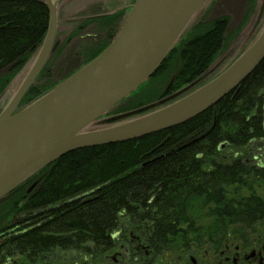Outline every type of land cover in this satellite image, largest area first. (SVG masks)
<instances>
[{
    "label": "trees",
    "instance_id": "16d2710c",
    "mask_svg": "<svg viewBox=\"0 0 264 264\" xmlns=\"http://www.w3.org/2000/svg\"><path fill=\"white\" fill-rule=\"evenodd\" d=\"M114 16L110 15L106 24L119 29ZM49 21V9L43 0H0V93L42 44ZM228 22V17H221L196 24L170 50L152 76L116 105L114 112L147 105L203 75L226 44ZM172 74H175L173 84L165 90ZM57 83L46 89L33 84L20 105L31 103ZM263 139L264 59L238 88L183 124L141 138L76 149L53 161L50 183L60 184L61 188L53 186L43 199H55L65 192L63 187L68 183L102 186L92 203L66 206V211H58L42 227L24 234L18 245L32 250L48 248L57 241L55 230L101 240L106 231L116 226L117 211L123 207L131 216L142 214L141 205L143 214L164 216L160 222L164 229L187 223L185 217L200 213L202 201L211 198L222 201L214 209L207 207L211 214H264L263 190L259 192V186L264 189V174L252 171L258 165L247 161ZM223 142L225 147H221ZM169 150L175 151L159 161H151L154 154ZM203 151L211 153L205 158L218 171L201 170L208 165L197 156ZM216 154L221 161L216 162L219 156ZM150 199L155 202L149 203ZM234 200L241 203L234 204L231 202ZM167 216L175 217L173 224ZM219 223V220L212 222Z\"/></svg>",
    "mask_w": 264,
    "mask_h": 264
},
{
    "label": "water",
    "instance_id": "95a60500",
    "mask_svg": "<svg viewBox=\"0 0 264 264\" xmlns=\"http://www.w3.org/2000/svg\"><path fill=\"white\" fill-rule=\"evenodd\" d=\"M43 1L50 13L48 31L29 69L28 61L16 76L26 70L0 113V203L33 173L73 150L141 138L191 120L238 88L264 59L263 25L237 59L215 77L203 81L212 70L208 69L170 95L102 118L152 76L193 26L192 19L206 1L134 0L106 49L21 106L51 54L60 24V0Z\"/></svg>",
    "mask_w": 264,
    "mask_h": 264
},
{
    "label": "flooded vegetation",
    "instance_id": "af4514ba",
    "mask_svg": "<svg viewBox=\"0 0 264 264\" xmlns=\"http://www.w3.org/2000/svg\"><path fill=\"white\" fill-rule=\"evenodd\" d=\"M217 2L218 0H213L210 7L214 6ZM132 5L133 3L130 5L129 10H131ZM262 5L258 7L255 15L252 14V18L255 19V26L241 47L235 53L230 52L225 56L224 60H227L225 69L245 50L247 47L246 43L252 36L253 31L258 26L264 25V4ZM224 9L227 10L226 7ZM209 11L211 10L209 9ZM208 13L207 11L205 15V10L202 11L194 19L193 26L183 37L196 24L209 22L206 20L210 15ZM110 15H115L113 20L120 24L119 29L115 26L106 25ZM128 15L124 13V10L118 9L113 14L94 12L86 15V17H78L79 19H76L74 22L77 23L83 20L84 17L86 20H91L98 16L104 23V27L92 25L93 27L90 28L95 33H89L88 35L84 33L79 34V32H84L83 28L78 29L76 27V34L71 29L67 33V37L71 38L74 36L77 38L78 43L76 44L78 45L75 46L73 55L70 58L65 53L68 52L69 45L61 47L60 42L55 39L51 54L46 62L47 67L44 66L42 72L50 75L56 73L60 75V81L64 80L96 57L95 55L100 49L97 46V37L100 34H103L107 40H110L108 44L113 41L124 25ZM220 16L230 17V21H234V15L228 11ZM245 17L246 15H244ZM244 18L240 19L238 25L243 22ZM231 22L228 23L227 30ZM59 27L61 26H58L57 33L61 31ZM224 48L218 55V58L223 54ZM64 57L66 59H63ZM61 60L64 66L56 69L55 63ZM66 60L71 62L73 60H81V63L79 67L72 70L66 65L70 63L66 62ZM214 67L215 64L209 70L214 69ZM4 107L0 110V113ZM114 110L115 108L102 118L116 114ZM224 144L226 145V143ZM224 144L222 143L221 147H225ZM174 151L169 150L154 154L151 161H159L167 155L174 153ZM207 154L211 153L204 151L197 153L202 162H207L206 164L209 165L202 167L201 170L205 172L218 171L219 168L212 165L211 160L207 161L205 158ZM219 154L221 153L219 152ZM259 158L260 156H255L252 160L254 161ZM217 160L221 161L220 155L216 157V162ZM249 160L247 159V161ZM51 163L29 176L0 203V264H264V214H232L225 216L211 214V211L207 207L214 209L213 207L218 204L221 205L222 202L216 198L202 201L200 213L185 217L187 223L184 221L182 222L183 224H179L177 227H171V225L165 229L162 228L160 222H163L161 219H164V216L160 214H143L145 211L142 209V205L140 206L142 214L136 216L128 214L127 209L123 207L118 210L116 226L106 231L105 236L101 240L96 241L84 234L76 235L55 230L53 235L57 241L54 245H50L48 248L45 246L39 247L37 250H32L29 246L21 247L18 245V240L24 234L39 229L47 221L56 217L58 211H66L68 209L66 206L72 203L78 202L82 205L92 203L96 198L98 188L102 186L94 183H83L82 185L79 182L68 183L63 187L65 192L59 194L55 199H43V196L48 194V190L53 186L58 185L61 188L60 184L50 183V179L54 173L53 168L50 166ZM256 165L258 166L252 167L251 170L264 174V163H261V160H257ZM58 168L56 167V169ZM257 179L260 178L258 177ZM260 184L262 185V183ZM259 187L262 188V186ZM69 188H71L70 192H68ZM261 188L259 189L263 190L262 195L264 196V189ZM148 202L154 203L155 201L150 199ZM231 202L234 204L241 203V201L236 200ZM166 219L170 220L171 224H173L175 217L167 216ZM223 219L226 221L222 222ZM217 220L220 223L213 225L212 222ZM190 222H194V224L191 225ZM70 235L71 237L74 235V237L69 240L66 237ZM62 253H65L64 257ZM55 254L56 256H54Z\"/></svg>",
    "mask_w": 264,
    "mask_h": 264
},
{
    "label": "rangeland",
    "instance_id": "374dc122",
    "mask_svg": "<svg viewBox=\"0 0 264 264\" xmlns=\"http://www.w3.org/2000/svg\"><path fill=\"white\" fill-rule=\"evenodd\" d=\"M133 1L134 0H60V2L58 3V9L60 10V13L58 14V19L60 20L59 26L61 27L59 28H61V31L57 33L56 40L58 42L60 41L62 42L65 40V38L67 37V33L70 32L71 29L75 27L76 22L74 21L76 19H79L78 17L80 16L86 17V15L94 13L96 9L102 12H105V13H109V14H113L118 9H122L124 10V13L128 15L130 11L129 10L130 5L133 3ZM212 1L213 0H206L203 3L201 8L195 14L191 23H193L194 19L204 10H205V15L207 11L209 12L208 15L210 14L209 16L207 15L208 19L206 18V20L208 21L212 20L213 18H215L216 16L220 14L225 13L226 11L234 14L235 21L230 26V28L226 30L228 37L226 40V46L224 48L223 54L219 58L217 57L215 61L216 63L215 62L213 63V65L215 64L214 69H212L210 73H208L205 76L203 81H206V80H209L215 77L218 73H220L221 71L225 69V66L227 64V60L226 61L224 60L225 56L229 54L230 52L235 53L241 47L242 43L245 41L248 34L252 31V29L255 26V23H254L255 19L252 18V14L255 15L257 13L258 7L262 6L264 2V0H256L254 2L252 0H218V2L214 4V6L210 7ZM224 7H226L227 10H225ZM252 7H254L253 10H252ZM209 9L211 11L213 10L214 12L209 11ZM244 10L246 12L244 14L246 15L245 18L243 15ZM241 18H244V20L239 26L238 20ZM262 26L263 25L258 26V28H256V30L253 31L252 36L249 38L248 42L246 43V46H248L252 42V40L255 39V37L258 35L260 30L262 29ZM76 43H78V39L72 36L71 39L69 40L68 52H65L66 55L68 54L69 58L73 55L75 46L78 45ZM70 47L72 48L70 49ZM35 52L32 58L29 59L28 60L29 62L26 64V67H28V69L33 63L34 57L37 54ZM63 59H66V57H64ZM80 63H81V60L80 61L73 60L69 68L74 70L76 69V67L80 66ZM55 65H56V69L60 68L61 66H64L62 60L59 61L58 63H55ZM65 68L69 69L68 67H65ZM24 72H26V70L22 71L20 75L13 82L11 81L9 83L10 87H8L7 85L6 88L3 90V91L5 90L6 91L4 92L3 97H1V100H0V110L5 106V104L10 100V98L17 91L18 87L20 86L21 82L24 79L22 76L23 74L25 75ZM57 82H60V75H57L56 73H54L53 75L44 74L42 78L37 82V85L40 88L46 89L54 85ZM167 82H169V80ZM251 152L253 153V155L249 157L251 161H253L252 160L253 157L260 156V158L257 160H261V163H264V139ZM257 160H254L253 164H256ZM206 166H209V165H206ZM261 191L262 190H260L259 192ZM62 255L64 257L65 253H62ZM54 256H56V254Z\"/></svg>",
    "mask_w": 264,
    "mask_h": 264
},
{
    "label": "bare ground",
    "instance_id": "6f19581e",
    "mask_svg": "<svg viewBox=\"0 0 264 264\" xmlns=\"http://www.w3.org/2000/svg\"><path fill=\"white\" fill-rule=\"evenodd\" d=\"M60 11V10H59ZM94 12H102V11H99L98 9H96V11H94ZM214 12V11H213ZM244 13H245V10H244ZM58 14H59V12H58ZM221 15V14H220ZM220 15H218V16H216L217 18H221V17H223V16H220ZM234 15V14H233ZM231 16V15H230ZM229 18V22H231L230 21V17H228ZM234 21H235V16H234ZM234 21H232L231 22V24H230V26L234 23ZM228 22V23H229ZM240 23V19L238 20V24ZM206 24V23H205ZM92 25H94V26H96V27H104V23L98 18V16H96V18L95 19H88V20H86L85 18L83 19V20H81V21H78L77 23H76V25H75V27L74 28H72L73 29V31H75V33L74 34H76V27L79 29V28H83V31L84 32H79V34L80 33H84V34H89V33H95V32H93L92 30H91V28L90 27H93ZM107 25V24H106ZM240 26V25H239ZM228 27V26H227ZM230 28V27H229ZM227 33V32H226ZM56 36H57V33H56ZM89 38V37H88ZM56 39V38H55ZM71 38H69V37H66L65 38V40L64 41H60V45H61V47H64L65 45H69V40H70ZM110 40H107L106 38H105V36L103 35V34H100L98 37H97V43H98V49L99 48H102V47H104L108 42H109ZM109 45V44H108ZM107 45V46H108ZM106 46V47H107ZM106 47L104 48V49H106ZM87 51V50H86ZM34 55V53H32V55H31V57H30V59L32 58V56ZM66 62H70V63H68V64H66L67 66H70L71 65V61H69V60H66ZM65 62V63H66ZM44 66H46L47 67V65L45 64ZM174 67H176L177 66V68L179 69V67H180V64H179V62H178V64L175 66V64L173 65ZM42 69H44V67L42 68ZM44 74H47V73H44V72H42V70L40 71V73H39V75L37 76V78L35 79V82L33 83V84H36L41 78H42V76L44 75ZM47 75H49V74H47ZM17 77L15 76L13 79H12V82L16 79ZM174 78H175V74H172V76H171V78H170V80H169V82H166L165 83V87H164V89L165 90H167V89H169L170 87H171V85L173 84V81H174ZM207 81V80H206ZM202 83H203V81H202ZM201 83V84H202ZM10 84H8V87H10L9 86ZM164 85V83L162 84V86ZM7 87V88H8ZM6 91V90H5ZM5 91H2L0 94L2 95V97H3V94H4V92ZM174 93V92H173ZM171 94V93H170ZM170 94H168V95H170ZM0 95V96H1ZM167 96V95H166ZM118 212V211H117Z\"/></svg>",
    "mask_w": 264,
    "mask_h": 264
}]
</instances>
